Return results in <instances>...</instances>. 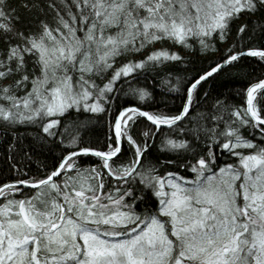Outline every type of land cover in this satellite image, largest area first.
<instances>
[{
	"label": "snow or ice",
	"instance_id": "1",
	"mask_svg": "<svg viewBox=\"0 0 264 264\" xmlns=\"http://www.w3.org/2000/svg\"><path fill=\"white\" fill-rule=\"evenodd\" d=\"M0 264H264V0H0Z\"/></svg>",
	"mask_w": 264,
	"mask_h": 264
},
{
	"label": "trees",
	"instance_id": "2",
	"mask_svg": "<svg viewBox=\"0 0 264 264\" xmlns=\"http://www.w3.org/2000/svg\"><path fill=\"white\" fill-rule=\"evenodd\" d=\"M161 77H157L154 82L149 81L148 87L151 90L153 87L155 88V104L153 108H163L164 104L167 103L170 107L173 105L172 94L168 93L166 90L162 91ZM238 100V98H237ZM178 104V101L176 102ZM96 132L93 134L94 136L103 137L104 132L106 131V127L104 125H96ZM33 169H35V165H33Z\"/></svg>",
	"mask_w": 264,
	"mask_h": 264
}]
</instances>
